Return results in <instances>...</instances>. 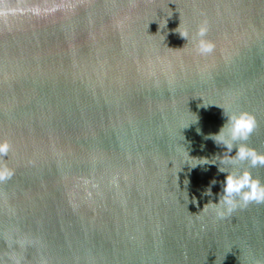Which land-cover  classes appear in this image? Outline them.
<instances>
[{"label":"water","instance_id":"1","mask_svg":"<svg viewBox=\"0 0 264 264\" xmlns=\"http://www.w3.org/2000/svg\"><path fill=\"white\" fill-rule=\"evenodd\" d=\"M238 111L264 152V0H0V264H264V203L203 210Z\"/></svg>","mask_w":264,"mask_h":264},{"label":"clouds","instance_id":"2","mask_svg":"<svg viewBox=\"0 0 264 264\" xmlns=\"http://www.w3.org/2000/svg\"><path fill=\"white\" fill-rule=\"evenodd\" d=\"M207 31V22L205 21L199 26L196 33L199 39L195 41L194 47L199 55H209L214 51L215 45L204 39ZM179 34L186 41L189 39V33L186 30ZM222 110L224 115V109ZM256 127L257 121L252 114L246 111L233 112L226 116V122L218 134L210 137L217 146L225 149L224 153H227L216 157L220 165L218 171L226 174L218 202H210L203 208L205 211L211 209L217 219H225L238 208L246 207L250 203H264V183L258 178H254L248 170L249 168L264 167V152H258L249 147L247 143ZM233 149H235V154L230 155ZM10 151L11 144L7 140H0V183L10 180L14 175V170L8 167L5 161V157ZM197 161V164L201 165L212 163L207 159ZM243 165L246 167L242 168ZM229 166L232 170L226 171ZM212 183L215 184L216 181ZM208 194L211 195L210 190Z\"/></svg>","mask_w":264,"mask_h":264}]
</instances>
